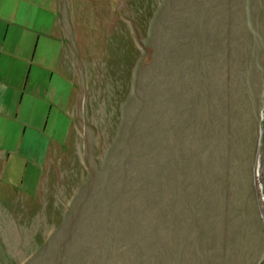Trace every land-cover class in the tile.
<instances>
[{
    "label": "rangeland",
    "instance_id": "1",
    "mask_svg": "<svg viewBox=\"0 0 264 264\" xmlns=\"http://www.w3.org/2000/svg\"><path fill=\"white\" fill-rule=\"evenodd\" d=\"M0 264H264V0H0Z\"/></svg>",
    "mask_w": 264,
    "mask_h": 264
}]
</instances>
